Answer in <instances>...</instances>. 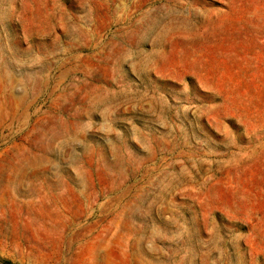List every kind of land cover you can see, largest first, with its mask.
I'll return each mask as SVG.
<instances>
[{
    "label": "rangeland",
    "instance_id": "obj_1",
    "mask_svg": "<svg viewBox=\"0 0 264 264\" xmlns=\"http://www.w3.org/2000/svg\"><path fill=\"white\" fill-rule=\"evenodd\" d=\"M129 262L264 264V0H0V264Z\"/></svg>",
    "mask_w": 264,
    "mask_h": 264
},
{
    "label": "bare ground",
    "instance_id": "obj_2",
    "mask_svg": "<svg viewBox=\"0 0 264 264\" xmlns=\"http://www.w3.org/2000/svg\"><path fill=\"white\" fill-rule=\"evenodd\" d=\"M57 104V103H56ZM62 106V105H61ZM54 109V108H53ZM64 109V108H63ZM70 109V108H69ZM57 110V108H56ZM62 110V109H61ZM60 110V111H61ZM58 111V110H57ZM53 112V110H52ZM65 112V111H64ZM63 112V113H64ZM54 113V112H53ZM57 113V112H56ZM62 113V112H61ZM71 116L72 118L76 119L77 118V114L75 112V110H71ZM39 114V113H38ZM51 114V113H50ZM43 115V114H42ZM49 115V114H48ZM45 117V116H44ZM58 118V117H57ZM60 119V118H59ZM57 119H54V118H51L49 120H47L45 123H42L39 128L37 127H34L32 129V133L33 132H36L37 129L40 130V128H50V126H53L55 123H56ZM74 121V120H73ZM37 122V121H36ZM62 122V121H61ZM67 122V121H66ZM65 121H63V125L66 124ZM76 122V121H75ZM79 122V121H78ZM58 124V123H57ZM79 124V123H78ZM56 125V124H55ZM61 124H59L60 126ZM70 125V124H68ZM77 125V124H76ZM58 126V125H57ZM53 128V127H52ZM63 128V127H62ZM68 129V128H67ZM66 129V130H67ZM46 130V129H45ZM54 130V129H53ZM56 130V129H55ZM42 132V131H41ZM44 132V131H43ZM38 135V134H37ZM41 135V134H40ZM43 136V135H42ZM44 138V137H43ZM27 139H29L27 137ZM42 139V138H41ZM41 139L36 138V142H34V144H32V148L29 150L28 148H23L19 151V157L21 158L17 163V165L20 167V172L21 170H24L23 168H25L27 165H29L31 162H32V159H35V160H38V159H43L45 157V155L47 154V150L45 149V147H41L40 145H43V144H40L41 142ZM32 141V140H31ZM29 142V141H28ZM45 142V141H43ZM41 142V143H43ZM98 152V155L100 156V160L99 161H96L95 160V164L96 165H102V164H106L109 166V163L106 161V155H105V152L102 148H99V151L97 150ZM38 179V182L39 184L41 185V190L39 191L38 190V193H40L41 197H42V201H41V205H40V208L42 210H44V212H49L50 210H53L55 211L56 213L58 214H62V211L60 209V201H59V198L58 196L56 195V186H54L51 181H50V178L47 176V175H43V176H39V177H36ZM63 180L64 181V184L67 185L74 193L75 195L80 199L82 200V195L80 193H78L77 191H75L73 189V187L68 183V178L66 176L63 177ZM99 201V200H98ZM30 223L33 224V225H43L44 222L42 219H40L39 217L37 216H34V217H31L30 218ZM103 235V239L106 240V236L108 235L107 232H103L102 233ZM123 237H120V241H121V244H123ZM73 239L72 238H68L67 237H64L63 239L59 238L58 239V243L56 244V247L54 249V253H53V257L54 258H62L64 255H66L68 252H70L72 250V247H73ZM69 244V245H68ZM67 246V247H66ZM127 248H128V245L126 244ZM99 246L98 245H95V248L97 249ZM96 249H94V253L96 251ZM128 264H131V262H129Z\"/></svg>",
    "mask_w": 264,
    "mask_h": 264
}]
</instances>
